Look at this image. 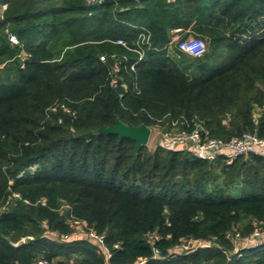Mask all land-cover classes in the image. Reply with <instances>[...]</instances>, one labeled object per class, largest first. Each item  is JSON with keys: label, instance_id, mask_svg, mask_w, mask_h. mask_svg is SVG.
Instances as JSON below:
<instances>
[{"label": "trees", "instance_id": "trees-1", "mask_svg": "<svg viewBox=\"0 0 264 264\" xmlns=\"http://www.w3.org/2000/svg\"><path fill=\"white\" fill-rule=\"evenodd\" d=\"M173 29L211 50L178 51ZM115 119L264 138V0H0V264H264L234 236L264 230V157L93 133ZM187 238L212 246L170 256Z\"/></svg>", "mask_w": 264, "mask_h": 264}, {"label": "built area", "instance_id": "built-area-1", "mask_svg": "<svg viewBox=\"0 0 264 264\" xmlns=\"http://www.w3.org/2000/svg\"><path fill=\"white\" fill-rule=\"evenodd\" d=\"M87 1L101 2L102 0ZM3 7H5V5H3ZM182 32L181 29H173L171 31V41L172 43H175L177 49L192 57L203 56L207 50L206 42L201 38L192 35L182 37ZM11 39L16 41L14 37H11ZM149 41L148 32H141L139 34L136 49H134L138 53V59H141L143 56L141 46L138 44H148ZM117 43L126 45V42L122 39H118ZM133 67L134 65L132 64L131 68ZM114 70H117V68ZM112 83H115V79H112ZM172 127V131L157 133V139L174 148H185L190 151L193 156L199 159H222L225 163H231L235 158L240 156L246 157L249 155H258L264 157V138L259 137L255 133L244 132L240 136L223 139L209 137L206 130L203 129L199 123H196L191 130H187L178 126L177 121L174 120L172 121ZM72 223L74 225L72 234H77L79 231H82L83 237H88L93 242L101 244V250L106 257L111 256L110 251L103 246L102 235L96 234L93 230H87L84 221L80 222L74 219ZM234 236L235 239L238 240H236V250H239L240 248L258 246L263 243L264 230L255 229L250 235L243 238H240L238 234H235ZM154 238L157 239V236L155 235ZM20 240H24V238ZM210 246H212V243L208 240L187 238L182 240L179 245H176L169 252L170 256H176L181 253H192L196 249L208 248ZM114 247H118L117 244H115ZM153 252L154 257H157L159 251L156 248H153ZM226 254L227 260L230 261L232 259L231 253L227 252ZM144 260L145 259L140 258L135 264H141ZM34 264H47V262L44 259H39Z\"/></svg>", "mask_w": 264, "mask_h": 264}, {"label": "water", "instance_id": "water-1", "mask_svg": "<svg viewBox=\"0 0 264 264\" xmlns=\"http://www.w3.org/2000/svg\"><path fill=\"white\" fill-rule=\"evenodd\" d=\"M207 50H211V46H207ZM94 134H117L120 138L126 137L135 141V149H139L141 146L147 145L151 129L145 124H139L138 126H130L118 119H115L114 124L106 127H100L93 131ZM20 240L18 243H21Z\"/></svg>", "mask_w": 264, "mask_h": 264}, {"label": "rangeland", "instance_id": "rangeland-1", "mask_svg": "<svg viewBox=\"0 0 264 264\" xmlns=\"http://www.w3.org/2000/svg\"><path fill=\"white\" fill-rule=\"evenodd\" d=\"M172 31V30H171ZM174 46L175 45V43H172L171 44V46ZM172 49H170V51H171V54L172 55H176L177 53H176V51L175 50H173V47H171ZM179 51V50H178ZM180 63H181V65L182 66H186V62L185 61H180ZM219 64V61L217 60L216 62H215V65L214 66H217ZM192 70H194V69H192ZM193 73H195V71H193ZM158 138V134L156 133V132H153V133H151V135H150V139H149V142H148V148H153V145H154V143H155V141H156V139ZM78 237H83L82 236V231H79V233H77L76 234Z\"/></svg>", "mask_w": 264, "mask_h": 264}]
</instances>
